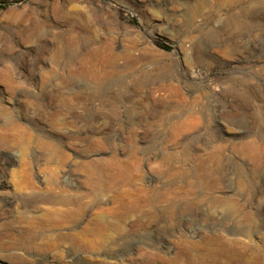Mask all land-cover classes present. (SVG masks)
Returning a JSON list of instances; mask_svg holds the SVG:
<instances>
[{
  "label": "rangeland",
  "instance_id": "1",
  "mask_svg": "<svg viewBox=\"0 0 264 264\" xmlns=\"http://www.w3.org/2000/svg\"><path fill=\"white\" fill-rule=\"evenodd\" d=\"M0 50V264H264V0H0Z\"/></svg>",
  "mask_w": 264,
  "mask_h": 264
},
{
  "label": "bare ground",
  "instance_id": "2",
  "mask_svg": "<svg viewBox=\"0 0 264 264\" xmlns=\"http://www.w3.org/2000/svg\"><path fill=\"white\" fill-rule=\"evenodd\" d=\"M223 2V1H222ZM72 14V13H71ZM71 14H70V16H71ZM69 15V14H68ZM101 17V16H100ZM95 18V17H94ZM102 18V17H101ZM100 18V19H101ZM69 19V18H68ZM96 20H98V19H96ZM101 22H104V21H102V20H100ZM100 21H99V23H100ZM72 22V21H71ZM96 22H98V21H96ZM84 24V23H83ZM99 25V24H98ZM105 25V24H104ZM73 26V25H72ZM71 26V27H72ZM92 26H93V24H92ZM222 32H224L223 30H221ZM78 32V31H77ZM81 33V32H80ZM49 42V41H48ZM10 43V42H9ZM45 43H47V42H45ZM47 45V44H46ZM45 49V48H44ZM1 51V50H0ZM4 52V51H3ZM43 53V52H42ZM10 54H11V52H10ZM127 54V53H126ZM5 55V54H4ZM26 55V54H25ZM24 55V56H25ZM1 56V55H0ZM31 56V55H30ZM10 57H12L11 55H10ZM43 57V56H42ZM2 58H4V57H2ZM34 58V57H33ZM6 59V58H5ZM10 59V58H9ZM41 59V58H40ZM14 60V59H13ZM1 61H2V59H1ZM8 61V60H7ZM12 61V60H11ZM13 62V61H12ZM117 62V61H116ZM9 63V62H8ZM16 63H17V66L15 67V71L13 70V71H8L7 70V66L5 67L6 68V70H7V72H9V73H11V75H13V76H15V77H17L16 75H18V77L20 78V77H24L25 79L27 78V79H29L32 75H34V73H35V70H36V63H35V60L34 59H26L25 57L21 60H17L16 61ZM12 64V63H11ZM9 66H11V65H9ZM8 66V67H9ZM14 66V65H13ZM41 66V65H40ZM53 67V66H52ZM12 68V67H11ZM40 68V67H39ZM56 68V67H55ZM47 70V69H46ZM58 70V69H57ZM99 70H101V69H99ZM3 71V70H2ZM7 72H5V73H7ZM2 73V72H1ZM4 73V74H5ZM8 73V75H10ZM42 73V72H41ZM43 73H45V71L43 72ZM51 74V73H50ZM10 75V76H11ZM1 76V75H0ZM6 76V75H5ZM48 76V75H47ZM168 77V76H167ZM14 78V77H13ZM159 79V78H158ZM30 80V79H29ZM161 80V79H160ZM168 80V79H167ZM170 80V79H169ZM9 81H10V79H9ZM17 81V80H16ZM20 81H21V79H20ZM25 81V80H24ZM160 83V82H159ZM162 83V82H161ZM164 83V82H163ZM157 85V84H156ZM172 85V84H171ZM162 86V85H161ZM166 86H167V84H166ZM18 88V87H17ZM169 88H170V86H169ZM165 89V88H164ZM161 90V89H160ZM81 93V91L80 90H76L75 91V93L77 94V93ZM64 93V92H63ZM76 99V98H75ZM77 100V99H76ZM33 101V100H32ZM77 101H80V100H77ZM35 102V101H34ZM39 102L40 103H42V102H45V100L44 99H39ZM48 102V101H47ZM85 102V101H84ZM89 102V101H88ZM78 103V102H77ZM76 103V104H77ZM39 105V104H38ZM87 105V104H86ZM80 106V105H79ZM76 106H74V108H75ZM189 111V110H188ZM191 111V110H190ZM189 111V112H190ZM243 113V119H242V121L240 122V124H241V126H242V131L243 132H249V130H250V128H251V124H250V122H251V119H252V117H251V114H250V112L248 111V110H241ZM185 112V111H184ZM189 112H188V114H189ZM194 111H192L191 113H193ZM70 113V112H69ZM71 115H72V117L73 118H75V120H77L76 119V113L75 112H72L71 111V113H70ZM69 114V115H70ZM188 114L186 115L187 117H190V116H188ZM193 116H194V114H193ZM193 116H191L190 118H194ZM77 117H78V115H77ZM72 118V119H73ZM186 118V117H185ZM184 118V119H185ZM190 118H187V119H190ZM258 118V117H257ZM186 119V120H187ZM234 119V118H233ZM79 120V119H78ZM180 120H182V119H180ZM186 120H185V122H186ZM184 120H182V122H183ZM193 121V120H192ZM192 121H187V122H192ZM181 122V123H182ZM186 122V123H187ZM195 122V121H194ZM17 123V122H16ZM184 123V122H183ZM193 123V122H192ZM15 124V123H14ZM190 124V123H189ZM254 124V123H253ZM259 124V123H258ZM17 126H18V124H16ZM182 125V124H181ZM180 125V126H181ZM194 125V124H193ZM15 126V125H14ZM17 126H15V128L17 127ZM187 126H189V125H187ZM192 126V125H191ZM19 127V126H18ZM17 127V128H18ZM20 128V127H19ZM18 128V129H19ZM184 128V127H183ZM186 132V131H185ZM257 136V135H256ZM247 137H251V136H247ZM246 138V137H245ZM247 140V139H246ZM255 141V140H254ZM57 154H58V158H57V160H59V162L61 161V160H64L63 158H64V154H63V152L61 151V150H59L58 152H57ZM61 167V166H60ZM63 167H64V165H63ZM62 167V170L60 169V171L58 170V173H56V174H52L51 175V177H52V179L53 180H55L54 182H58V180H59V174H61V173H63V170L65 169V167L63 168ZM59 168V167H58ZM67 169V168H66ZM1 171H2V168H1ZM66 171V170H65ZM25 179H26V187H25V192L27 191V193L23 196V197H21L20 199H18V202H19V204L22 206V207H24V209H23V211H22V213L24 214V215H27V214H29V213H34V212H36V210H37V207L39 206V205H41V204H48V205H50V206H52V207H55V206H63L64 205V203H66L67 204V201L65 200V199H63V198H61V195L63 194L62 192H61V189L59 190L60 192H61V194L59 195V197H58V195H57V198L56 199H54L53 197L55 196V195H53V197H51V195H48V193L47 192H42V191H37V189H35L33 186L34 185H32V183H31V179H29L27 176L25 177ZM43 179V178H42ZM46 179V178H45ZM53 180H51L52 182H53ZM49 182H50V180H49ZM51 182V183H52ZM54 182H53V184H54ZM104 183H106V182H104ZM104 183H102V185L104 184ZM1 185H3V186H7V184L8 183H6V181H3V182H1L0 183ZM34 184V183H33ZM59 184H60V182H59ZM101 184V183H100ZM122 184V183H121ZM55 185V184H54ZM102 185H100V186H102ZM248 185V184H247ZM36 186V185H35ZM98 186V185H97ZM105 186H108V184L107 185H105ZM109 186H110V184H109ZM112 186H113V184H112ZM112 186H111V188H112ZM58 187V186H57ZM119 187V186H118ZM122 187V186H121ZM21 188V187H20ZM59 188V187H58ZM100 188V187H99ZM108 188V187H107ZM109 189V188H108ZM118 189H120V188H118ZM106 190L107 189H105V192H106ZM101 191H102V189H101ZM103 192V191H102ZM102 192H100V193H102ZM98 193V192H97ZM103 194H104V192H103ZM103 194H101V195H103ZM116 194H118V193H116ZM65 194H63V196H64ZM121 194H119V196H120ZM125 195V194H124ZM124 195H121V196H124ZM118 196V195H117ZM118 196V198H120ZM125 197V196H124ZM122 198V197H121ZM67 199V198H66ZM98 199V198H97ZM114 199V198H113ZM220 200V199H219ZM12 201V200H11ZM104 201V198L102 197V198H100L99 199V201H96L98 204L97 205H99V202H103ZM115 201H116V199H115ZM122 200H120L119 202H121ZM105 202V201H104ZM118 202V201H117ZM68 203H69V201H68ZM94 203V202H93ZM114 203H116V202H114ZM65 204V205H66ZM95 204V203H94ZM117 205V204H116ZM119 205V204H118ZM49 206V207H50ZM117 207V206H116ZM115 207V208H116ZM63 208V207H62ZM53 208H51V210H52ZM57 209V208H56ZM59 209V208H58ZM66 209H67V207H66ZM103 210V209H102ZM112 210V209H111ZM110 210V211H111ZM108 211V210H107ZM43 212H46V211H43ZM65 212V211H64ZM71 212V211H70ZM103 212V211H102ZM104 212H106V211H104ZM21 213V214H22ZM61 213V212H60ZM62 213H63V211H62ZM21 214H19V215H21ZM57 214V212L55 211V210H52V211H48V212H46V214H45V218L46 219H50V217L51 216H54V215H56ZM72 214V213H71ZM96 214H98V213H96ZM96 214H94L95 216H97ZM59 215V214H58ZM101 215V214H100ZM103 215V214H102ZM22 216V215H21ZM30 216V215H29ZM36 216V215H35ZM60 217V216H59ZM20 218V217H19ZM64 218V217H63ZM67 218V217H66ZM76 218V217H75ZM93 218H95V217H93ZM35 219V218H34ZM45 219V220H46ZM78 219V218H77ZM101 219H103L102 218V216H100V218H98V217H96L95 219H94V221L95 222H98V221H101ZM25 220V219H24ZM73 220V219H72ZM37 222V221H36ZM46 222V221H45ZM59 222V221H58ZM57 222V223H58ZM103 222V221H102ZM72 223V222H71ZM22 224L24 225V223L22 222ZM31 225H33L34 223L33 222H31L30 223ZM106 224V223H105ZM26 225V224H25ZM35 225V224H34ZM33 225V226H34ZM37 225V224H36ZM54 225V224H53ZM57 225V224H56ZM62 225V224H61ZM60 226V225H59ZM65 226V225H64ZM98 226V225H97ZM102 226V225H101ZM36 227V226H35ZM107 226H105V228H106ZM46 228L48 229L49 228V222L46 224ZM90 229V228H89ZM21 230V229H20ZM19 230V231H20ZM37 230V229H36ZM52 230V229H51ZM75 230V229H74ZM94 230V229H93ZM96 230V229H95ZM78 231V230H77ZM89 231V230H88ZM97 231V230H96ZM98 231H99V229H98ZM102 231V230H101ZM82 232H83V230H82ZM94 232V231H93ZM33 233H34V231H33ZM50 233V232H49ZM81 233V232H80ZM85 233V232H84ZM91 233V232H90ZM45 234V233H44ZM43 233H42V235H44ZM74 234H75V232H74ZM73 234V235H74ZM72 235V234H71ZM78 235V234H77ZM98 235V234H97ZM51 236V235H50ZM86 236V235H85ZM47 237V236H46ZM78 237V236H77ZM41 238V237H40ZM44 238V237H43Z\"/></svg>",
  "mask_w": 264,
  "mask_h": 264
}]
</instances>
